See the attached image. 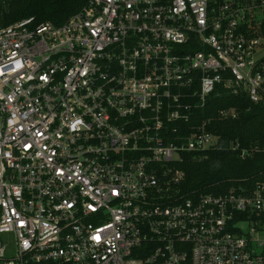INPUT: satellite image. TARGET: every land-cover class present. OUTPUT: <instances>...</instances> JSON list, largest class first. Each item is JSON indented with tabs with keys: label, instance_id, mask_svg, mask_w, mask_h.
Wrapping results in <instances>:
<instances>
[{
	"label": "built area",
	"instance_id": "1",
	"mask_svg": "<svg viewBox=\"0 0 264 264\" xmlns=\"http://www.w3.org/2000/svg\"><path fill=\"white\" fill-rule=\"evenodd\" d=\"M263 14L89 0L0 25V264H264V181L181 190L220 147L201 113L217 86L264 104Z\"/></svg>",
	"mask_w": 264,
	"mask_h": 264
},
{
	"label": "trees",
	"instance_id": "2",
	"mask_svg": "<svg viewBox=\"0 0 264 264\" xmlns=\"http://www.w3.org/2000/svg\"><path fill=\"white\" fill-rule=\"evenodd\" d=\"M89 0H0V25L34 17L36 23L62 24L80 11ZM233 109L234 116L221 117V109ZM210 119V128L220 136V147L209 151L202 160L187 158L182 164L185 179L182 192L192 196L224 191L235 180L249 178L251 183L264 181V149L242 157L241 147L264 148V104L249 100L246 93H233L218 85L201 111Z\"/></svg>",
	"mask_w": 264,
	"mask_h": 264
},
{
	"label": "rangeland",
	"instance_id": "3",
	"mask_svg": "<svg viewBox=\"0 0 264 264\" xmlns=\"http://www.w3.org/2000/svg\"><path fill=\"white\" fill-rule=\"evenodd\" d=\"M261 20H263L264 19V14L261 16V18H260Z\"/></svg>",
	"mask_w": 264,
	"mask_h": 264
},
{
	"label": "snow or ice",
	"instance_id": "4",
	"mask_svg": "<svg viewBox=\"0 0 264 264\" xmlns=\"http://www.w3.org/2000/svg\"><path fill=\"white\" fill-rule=\"evenodd\" d=\"M98 238V237H97Z\"/></svg>",
	"mask_w": 264,
	"mask_h": 264
}]
</instances>
